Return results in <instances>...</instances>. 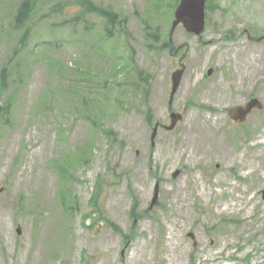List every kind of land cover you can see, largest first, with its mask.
<instances>
[{
    "label": "rangeland",
    "instance_id": "rangeland-1",
    "mask_svg": "<svg viewBox=\"0 0 264 264\" xmlns=\"http://www.w3.org/2000/svg\"><path fill=\"white\" fill-rule=\"evenodd\" d=\"M19 1L0 0V264H264V0H211L198 35L170 31L179 0H93L126 16L103 55L102 19L64 22L76 0H37L14 52ZM253 98L244 121L229 116Z\"/></svg>",
    "mask_w": 264,
    "mask_h": 264
},
{
    "label": "trees",
    "instance_id": "trees-1",
    "mask_svg": "<svg viewBox=\"0 0 264 264\" xmlns=\"http://www.w3.org/2000/svg\"><path fill=\"white\" fill-rule=\"evenodd\" d=\"M178 0H174L173 6L177 3ZM77 9L74 13H71L73 15V18L69 21L64 22H70L72 24H79L82 23L85 20V16L88 14H93L100 19H102V32L100 34V42L98 47V53L100 55H103L99 51V48L102 50L103 41H110L116 38L115 30H119V33L121 31L126 30V16L123 13L115 11L111 6L109 5H103L101 3H96L93 0H76ZM37 6V0H20L14 8L10 11V26L11 29L18 33V39L16 47H14V52L17 50H22L26 47L27 42L29 40V37L31 35V22H32V16L36 10ZM65 6V5H64ZM64 6H62L61 3L57 4V6L54 8L56 12L62 11L61 14H64L63 9ZM212 7V1L206 0L205 8L211 9ZM149 28L147 35L149 36L151 40L150 45L154 42H158L159 39V30L157 24H151L147 25ZM98 42V37H97ZM126 59L122 58L119 61L118 67L120 69H124V67L127 66L128 63L132 62V56L128 53V55L125 57ZM122 66V67H121ZM134 70L137 73V79L134 82V88L138 91H146L148 89V80L150 83V74L145 73L143 70H136V67H134ZM12 73V67L9 66V61L6 60L0 69V95L2 94L3 90L7 86V83L9 81V78ZM98 98V97H95ZM82 102V105L85 102V98H82L80 100ZM12 107V98L8 97L6 99L0 100V118L2 116H8L10 114V110ZM98 110V109H97ZM98 114L93 113L90 119L95 121V117H97ZM68 170V162H64L62 167L60 168L61 173V179H65V171ZM98 181L96 182V188L95 192L91 199L92 210L93 212H98V215L100 216V213H103L101 203H100V191L101 187L99 185ZM99 187V188H98ZM101 188V189H100ZM99 199V200H98ZM94 216V215H93ZM98 217V216H97ZM101 217V216H100ZM104 219H107L106 217H103ZM108 222V219H107Z\"/></svg>",
    "mask_w": 264,
    "mask_h": 264
},
{
    "label": "water",
    "instance_id": "water-1",
    "mask_svg": "<svg viewBox=\"0 0 264 264\" xmlns=\"http://www.w3.org/2000/svg\"><path fill=\"white\" fill-rule=\"evenodd\" d=\"M205 1L206 0H179L177 6L175 7L173 13V20L171 22L170 31L172 32L175 27L181 24L187 32L200 34L205 26ZM264 39V35L258 38ZM212 72V68L207 70V75H210ZM182 75V69H177L172 72L171 75V90H170V101L173 98V94L176 91L180 78ZM258 105V101L253 98L250 99L243 106H234L231 107L228 114L233 119H238L239 121H244L246 119L247 114L251 111V109ZM181 115L176 112H172L170 114V124L166 126L167 129L173 128L177 119H179ZM155 134V128L151 134V139H153ZM178 171L174 173L176 175ZM262 198H264V188L261 190ZM158 198L157 188L154 190V195L151 201V205H153ZM17 232H20V228H17Z\"/></svg>",
    "mask_w": 264,
    "mask_h": 264
}]
</instances>
